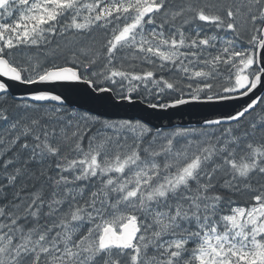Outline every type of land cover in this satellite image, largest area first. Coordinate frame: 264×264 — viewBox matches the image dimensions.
I'll list each match as a JSON object with an SVG mask.
<instances>
[{
	"label": "snow or ice",
	"instance_id": "1",
	"mask_svg": "<svg viewBox=\"0 0 264 264\" xmlns=\"http://www.w3.org/2000/svg\"><path fill=\"white\" fill-rule=\"evenodd\" d=\"M0 264H264V0H0Z\"/></svg>",
	"mask_w": 264,
	"mask_h": 264
},
{
	"label": "water",
	"instance_id": "2",
	"mask_svg": "<svg viewBox=\"0 0 264 264\" xmlns=\"http://www.w3.org/2000/svg\"><path fill=\"white\" fill-rule=\"evenodd\" d=\"M204 109L195 105L181 106L180 110L170 109L166 113H158L152 119L156 124L169 123L173 125H187L195 123L199 116L203 113ZM133 113H129L131 115Z\"/></svg>",
	"mask_w": 264,
	"mask_h": 264
}]
</instances>
